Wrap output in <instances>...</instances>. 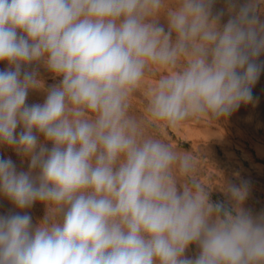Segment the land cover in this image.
I'll use <instances>...</instances> for the list:
<instances>
[{"label": "clouds", "instance_id": "9594fccd", "mask_svg": "<svg viewBox=\"0 0 264 264\" xmlns=\"http://www.w3.org/2000/svg\"><path fill=\"white\" fill-rule=\"evenodd\" d=\"M213 4L0 0V144L30 160L18 172L0 159V193L19 209L47 207L35 227L28 214L0 216V264H264V214L243 207L249 182L223 185L227 201L211 202L194 158L129 115L152 66L172 70L148 92L153 126L217 121L253 102L264 0H228L222 26ZM40 61L61 80L29 106L42 84L23 66ZM193 243L194 260L184 257Z\"/></svg>", "mask_w": 264, "mask_h": 264}, {"label": "rangeland", "instance_id": "374dc122", "mask_svg": "<svg viewBox=\"0 0 264 264\" xmlns=\"http://www.w3.org/2000/svg\"><path fill=\"white\" fill-rule=\"evenodd\" d=\"M237 5L247 0H233ZM169 6L174 0H167ZM213 14L223 11L221 26L230 18L228 0H214ZM259 19L264 22V7ZM159 24L167 30V21L162 14ZM257 63H264V54L257 58ZM24 70L37 73L42 87L30 89L26 104H43L47 91L58 86L61 77L47 69L43 61L23 66ZM7 62H0V71L8 70ZM171 69L152 66L145 74L137 91L130 98L129 115L142 123L145 135L161 139L178 152L188 153L195 160L193 176L200 183L211 189L210 201L226 202L227 194L222 190L229 183L239 185L241 181L249 182V192L243 207L253 216L264 214V70L252 88L253 102L242 104L227 118L217 121L207 118L189 119L178 127L164 128L153 126L146 120L148 92L155 88L159 81L170 75ZM22 131L18 126L16 133ZM39 142L48 148L52 147L43 134H39ZM0 159H11L16 170L29 171L30 160L18 154L14 147L0 144ZM35 174V173H34ZM180 184L187 182L184 177H177ZM178 188L180 185L178 184ZM182 191V188H180ZM28 214L33 226H38L47 215L45 203L37 201L30 208H17L6 196L0 193V216L11 214ZM200 253L197 243L189 245L184 257L195 259Z\"/></svg>", "mask_w": 264, "mask_h": 264}]
</instances>
